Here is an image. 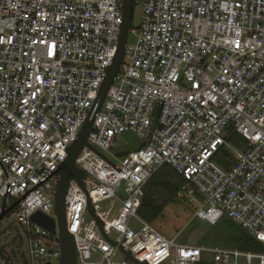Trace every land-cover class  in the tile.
I'll list each match as a JSON object with an SVG mask.
<instances>
[{"label": "built area", "instance_id": "built-area-1", "mask_svg": "<svg viewBox=\"0 0 264 264\" xmlns=\"http://www.w3.org/2000/svg\"><path fill=\"white\" fill-rule=\"evenodd\" d=\"M131 4L141 9L127 34L135 40L86 138L106 159L83 146L73 161L83 184L71 175L66 185L77 263L208 264L202 253L213 251L212 264H264V252L167 238L138 213L146 183L169 165L195 218H227L264 243V0ZM122 17L123 0H0V215L10 208L0 223L21 225L28 264L59 262V243L31 215L56 220L59 167L114 59ZM124 132L141 145L119 158L109 151ZM233 134L246 147L222 168L214 158Z\"/></svg>", "mask_w": 264, "mask_h": 264}, {"label": "rangeland", "instance_id": "rangeland-1", "mask_svg": "<svg viewBox=\"0 0 264 264\" xmlns=\"http://www.w3.org/2000/svg\"><path fill=\"white\" fill-rule=\"evenodd\" d=\"M141 9L140 6L135 5L131 9L130 27H136L140 22ZM135 38L131 35L127 38V44L134 42ZM141 145L140 139L131 132H124L117 136L115 147H112L109 151L112 155L121 157V155L129 150H134ZM246 147L245 139L239 134H233L229 139L228 146H224L216 155L214 160L222 167L227 168L228 165L233 162L237 156ZM108 155V152H105ZM1 203V199H0ZM108 201L103 202L102 206L107 207ZM55 218L54 211L51 213ZM194 207L186 203L183 198L175 200L164 207L160 215L153 220L150 224L161 234L167 238H175L176 241L185 244H193L203 246L209 249H238L234 244L233 238L241 235L242 230L239 226L233 224L229 219L223 218L217 224L211 225L206 221L199 220L194 216ZM91 216L86 215V219L89 220ZM5 220V219H4ZM130 226L133 229L138 228V223L132 219ZM22 236L25 241L24 249L26 248V238L23 228L15 220L11 218L7 223H0V245L6 243L7 245L18 237ZM114 239L115 234H111ZM51 246H55L53 243H49ZM264 249V243L260 244ZM239 250V249H238ZM203 262L212 264L214 261L213 251H204L202 253ZM53 263L56 264V261ZM0 263L5 262L0 258ZM253 264H257V260H253Z\"/></svg>", "mask_w": 264, "mask_h": 264}, {"label": "water", "instance_id": "water-1", "mask_svg": "<svg viewBox=\"0 0 264 264\" xmlns=\"http://www.w3.org/2000/svg\"><path fill=\"white\" fill-rule=\"evenodd\" d=\"M131 9H132L131 0H123L122 25L119 34V42L117 45V50L114 59L111 65L109 66V68L107 69L106 76L104 78V81L102 82L98 96L92 106V109L89 112L88 117L85 120V123L83 124L78 134L76 141L69 146L67 151V157L59 167L60 176H59V182L56 188L55 199H54L56 220L54 218L46 216L41 212H36L31 215V220L33 222L45 228L52 235L57 234L58 243L60 246V257L58 264H78L76 259L73 237L66 229L65 214H64V196L66 192V185L71 175L74 176V178L80 184H83L80 170L73 164L74 159L76 158V156L78 155L79 151L82 149L83 146H87L95 154L106 159V157L102 155V153H100L92 146L88 145L86 138H87V134L91 130L94 115L100 108L104 96L122 61L125 50V44L127 42L128 29L131 20ZM9 209L10 208L5 209L3 213L0 215V218L5 213H7ZM88 212L97 220V223L101 228L102 223L98 219V217L94 214L93 207L90 205V203H88ZM120 250L124 253L126 258H129L134 261V259L132 258L129 252L123 251L121 247ZM137 264H142V263H137Z\"/></svg>", "mask_w": 264, "mask_h": 264}, {"label": "trees", "instance_id": "trees-1", "mask_svg": "<svg viewBox=\"0 0 264 264\" xmlns=\"http://www.w3.org/2000/svg\"><path fill=\"white\" fill-rule=\"evenodd\" d=\"M232 136H228L227 140L229 141ZM184 183H186L184 178L177 174L169 165L159 167L145 185L144 195L138 210L139 215L151 223L160 215L166 205L181 199L177 195V191ZM195 210L196 208L194 207ZM50 237L52 241L54 240L55 246H58L57 236L50 235ZM233 240L234 245L239 250L253 253L264 252L260 243L245 231H242L241 235L236 236ZM24 241L25 239L20 236L10 245L6 243L0 245V258L5 264H28Z\"/></svg>", "mask_w": 264, "mask_h": 264}]
</instances>
